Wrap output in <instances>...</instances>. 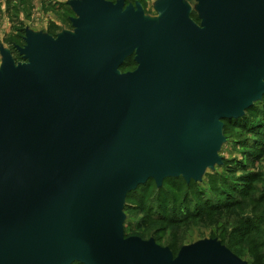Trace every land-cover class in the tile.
Segmentation results:
<instances>
[{
	"label": "water",
	"instance_id": "obj_1",
	"mask_svg": "<svg viewBox=\"0 0 264 264\" xmlns=\"http://www.w3.org/2000/svg\"><path fill=\"white\" fill-rule=\"evenodd\" d=\"M199 1L202 28L170 0L157 32L140 8L79 2V41L29 37L23 66L4 54L0 264H244L215 242L175 258L123 235L129 191L199 179L221 120L264 95V0Z\"/></svg>",
	"mask_w": 264,
	"mask_h": 264
},
{
	"label": "rangeland",
	"instance_id": "obj_2",
	"mask_svg": "<svg viewBox=\"0 0 264 264\" xmlns=\"http://www.w3.org/2000/svg\"><path fill=\"white\" fill-rule=\"evenodd\" d=\"M97 0H0V70L4 54L17 66L26 62L27 39L60 41L77 36L76 3ZM123 8H140L142 29L157 32L170 0H107ZM187 17L203 27L199 0H182ZM125 73L138 69L137 51L124 60ZM118 73L123 74L118 69ZM217 162L200 178L183 175L150 178L123 201L124 238L154 241L177 258L185 247L215 242L244 264H264V95L242 116L221 120ZM191 216V217H189ZM73 264H83L74 262Z\"/></svg>",
	"mask_w": 264,
	"mask_h": 264
},
{
	"label": "bare ground",
	"instance_id": "obj_3",
	"mask_svg": "<svg viewBox=\"0 0 264 264\" xmlns=\"http://www.w3.org/2000/svg\"><path fill=\"white\" fill-rule=\"evenodd\" d=\"M91 8V7H90ZM74 38V40H76V41H79V37L78 36H74L73 37ZM137 50V49H136ZM6 55H8V56H10L11 58H12V56L9 54V53H5ZM24 64H22L21 66H23ZM15 67H17L16 65H14ZM0 74H1V76H2V78H4V72H3V69H2V71L0 70Z\"/></svg>",
	"mask_w": 264,
	"mask_h": 264
},
{
	"label": "trees",
	"instance_id": "obj_4",
	"mask_svg": "<svg viewBox=\"0 0 264 264\" xmlns=\"http://www.w3.org/2000/svg\"><path fill=\"white\" fill-rule=\"evenodd\" d=\"M120 70H122V73H123V72L125 73V71H124V70H125V65H124V66H121V67H120ZM189 217H191V216H189Z\"/></svg>",
	"mask_w": 264,
	"mask_h": 264
},
{
	"label": "flooded vegetation",
	"instance_id": "obj_5",
	"mask_svg": "<svg viewBox=\"0 0 264 264\" xmlns=\"http://www.w3.org/2000/svg\"><path fill=\"white\" fill-rule=\"evenodd\" d=\"M22 64H25V62H24V63H22ZM18 65H21V64H18Z\"/></svg>",
	"mask_w": 264,
	"mask_h": 264
}]
</instances>
